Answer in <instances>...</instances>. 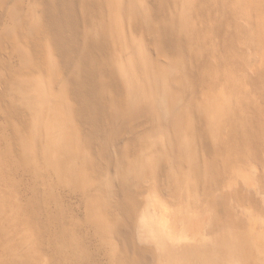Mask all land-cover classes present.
Masks as SVG:
<instances>
[{
	"label": "bare ground",
	"instance_id": "bare-ground-1",
	"mask_svg": "<svg viewBox=\"0 0 264 264\" xmlns=\"http://www.w3.org/2000/svg\"><path fill=\"white\" fill-rule=\"evenodd\" d=\"M12 16L0 107L47 264H264L239 202L264 174V0H35Z\"/></svg>",
	"mask_w": 264,
	"mask_h": 264
},
{
	"label": "rangeland",
	"instance_id": "rangeland-1",
	"mask_svg": "<svg viewBox=\"0 0 264 264\" xmlns=\"http://www.w3.org/2000/svg\"><path fill=\"white\" fill-rule=\"evenodd\" d=\"M34 1L35 0H5L3 2L0 7V36L4 29H13L15 26L16 21L12 16V10L18 2L22 5L23 10L27 11L29 10L30 4ZM135 34L138 35L139 31H136ZM248 49H250V53L248 52L249 54L254 52L252 48ZM254 58V63L252 59L254 68H263L264 60L262 55L258 54ZM212 61L210 57L205 60L207 65ZM25 63L24 56L18 49V51L14 53L11 64L16 70H22V68L25 67ZM35 77V74H32V72L27 75V78L31 80ZM258 87L260 89L262 86L260 85ZM4 118L0 107V264H5L9 261L19 262L24 258L30 264H47L50 256L46 246L40 244L35 239L33 223L26 210L28 195L25 186L28 184L29 178L28 176L26 177L16 173L11 159L7 155ZM257 149L258 154L257 160L255 161L260 165L258 166L260 168L259 171L261 170L260 172L263 173L264 143H260ZM241 163L240 170L244 168L245 174H249V160L246 159ZM244 170L242 171L243 173ZM249 177L251 178V175ZM251 179L253 180V184L255 182L257 184L254 185L256 189L252 188L251 190V198L244 199L240 197L242 199L238 200L242 202V207L247 208L248 211L251 212L256 230L260 232L264 230V198L262 199V196H264V174L260 179L261 181L257 182L254 176Z\"/></svg>",
	"mask_w": 264,
	"mask_h": 264
}]
</instances>
